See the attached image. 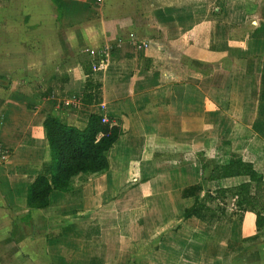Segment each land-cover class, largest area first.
Masks as SVG:
<instances>
[{
	"label": "crops",
	"instance_id": "0c3cea01",
	"mask_svg": "<svg viewBox=\"0 0 264 264\" xmlns=\"http://www.w3.org/2000/svg\"><path fill=\"white\" fill-rule=\"evenodd\" d=\"M253 2L260 8L255 72L241 53L248 26L233 25L231 0H0V151L6 154L0 165V264H162L153 261L150 239L162 243L152 232L163 223L148 217L159 203L153 196L168 200L169 178L181 182L179 195L191 186L184 184L187 165H176L180 158L236 156L264 176V135L255 130L264 70V0ZM141 42L148 49L138 50ZM106 45L111 47L106 69L93 77L102 83L105 115L122 127L108 152L110 169L80 175L67 191L52 194L49 208L30 209L28 188L51 160L43 122L57 117L86 128L95 112L81 102L89 101L84 95L86 67L94 59L89 51ZM96 108L101 112L100 105ZM192 163L195 171L199 164ZM132 181L139 186L127 189ZM144 184L151 185L145 193ZM122 190L128 193L112 201L116 216L90 222L96 202L113 200ZM124 213L134 219L146 215L142 237L149 246L143 253L128 250L132 240L120 219ZM200 230L193 240L208 235L210 249L225 248L212 254L210 264H233L246 252L260 255L264 264V234L243 241L257 234L254 213L247 212L242 223ZM259 242L260 250L250 251ZM199 245L189 248L190 259L180 253L176 264H200ZM240 259L238 264L248 263Z\"/></svg>",
	"mask_w": 264,
	"mask_h": 264
},
{
	"label": "trees",
	"instance_id": "16d2710c",
	"mask_svg": "<svg viewBox=\"0 0 264 264\" xmlns=\"http://www.w3.org/2000/svg\"><path fill=\"white\" fill-rule=\"evenodd\" d=\"M54 1L59 3V0ZM86 72L90 80L85 97L99 105L102 101V83L93 77L92 63L86 67ZM262 84L264 85V70ZM262 116L264 91L261 93L259 104V119L255 124V130L264 135ZM103 119V113H92L84 129L69 126L57 117L45 119L43 127L51 160L44 163L42 173L28 188L27 203L30 209L49 208L52 194L55 191H67L74 178L84 174H100L110 169L108 152L119 141L122 127L111 120L105 123ZM200 165L205 182L234 178L247 180L236 187L217 188L214 191L205 190L201 183L183 188L180 190L181 197L194 200V203L185 209L183 220L196 219L208 226H214L217 223H231L235 217L242 221L244 215L251 212L255 214L257 234L243 241L248 243L258 240L259 235L264 234V176L252 162L236 156L221 159L203 157Z\"/></svg>",
	"mask_w": 264,
	"mask_h": 264
},
{
	"label": "rangeland",
	"instance_id": "374dc122",
	"mask_svg": "<svg viewBox=\"0 0 264 264\" xmlns=\"http://www.w3.org/2000/svg\"><path fill=\"white\" fill-rule=\"evenodd\" d=\"M255 4L253 0H246V2H242L239 0H231V3L228 6L229 11L233 14V21H232L233 25L236 27L238 25V27H240V25H245L247 23V26L249 28V29L248 28L246 29L247 33L244 35V38L246 41L245 42L246 47L242 49L243 51L241 53H243V56L245 57V59H249V62H250V59L252 60L250 63V71L252 72H255L256 70H260V22L255 17L256 13L260 14V8H257ZM205 8L208 11L210 10L209 7L207 6ZM204 11L206 10L204 9ZM205 13L206 15L208 14V12H205ZM205 13L204 14L202 13L203 19H205ZM253 17L255 18L254 20L252 19ZM246 21H249V22H246ZM253 22H257V24L255 23L253 24ZM257 53H258V57L256 56ZM256 59H258L259 65H257L255 61ZM259 77H260V74H259ZM89 78L90 77H88L87 81L85 82L84 95L87 92L86 85H88V81L90 80ZM261 88H262V91H264L263 84H261ZM73 101L76 104L80 103V99H75ZM81 102L83 104L88 103L89 105L88 107H90V109L93 108L95 112L97 111L96 105L93 101L91 100L85 101L84 99H81ZM4 154H5L4 151L1 150L0 151V165L1 163L5 162L4 157L6 154L5 155ZM201 154L182 157L179 159L178 164H176V165H179L180 163H185V166L187 165L189 174L187 173L186 176L188 177L184 178L185 185L201 183L204 186L205 190L214 191L217 188H233L247 180L245 178H234V179H227V180H222L218 182H205L203 180L202 169L200 165V161L205 156L204 155L202 156ZM193 160H196V163L199 164L198 168H194L195 171L193 170L191 166L193 164L192 163ZM199 168H200V171H199ZM168 182H169L168 187L170 189L168 200L166 199H162L161 201L159 199L156 200L157 196H153L154 202H159V203L153 204L155 209L150 213V216L148 217L149 222H150V218H152L153 223H154V220H156V223H163V225H161L160 227L156 229L157 230L156 233L155 231L152 232V235L153 236L155 235V237L157 236V239L162 237V243L160 245L157 243H154L155 239H150L151 236L149 237V239L152 241V244L154 245L152 247V250L154 254L157 256V257H154L153 261H157L158 259V261L161 262L162 264L163 263L164 264H176L178 260V256H181L180 253H184L190 259L189 248L192 246L193 243H197V244H200L199 245L200 247H198V249L204 250L202 251V254L198 261L200 262V264H210L212 261V254L217 253L218 255V253L220 254L221 252L225 251V248H222V246L219 245L221 247L218 246L217 249H214L213 251L212 248L211 249L209 248L208 235H205V236L203 235L199 240L198 238L193 240L194 233L198 230L201 231L200 229L207 231L209 230V228H214L218 224H224L225 226H231V224H233L234 222L238 223L240 221L238 220V218L235 217V219L231 223H217L214 226H208L205 223H202L196 219H191L189 221L183 220L182 215H183L184 208L186 209L190 207L194 203V200L186 199L185 202L184 200H181V199L179 200L178 198L180 197V195L179 193L176 192L177 191L176 188L181 187L182 185L181 182L179 181V183H176L175 178H169ZM130 184H133V185H130ZM129 185L130 186H128V188L126 187L127 189H134L139 186V183L132 181L131 183H129ZM149 185L150 184H144L143 186H140L141 190L144 191L145 193V190L146 191L149 190L151 186ZM127 193H128V190H122L120 191L119 194H115V197L113 198V200H109L110 198H108L107 201L103 202V204H102V201L100 204L96 202L95 204L96 207L94 208L93 211H91L92 214H90L89 216L90 222H97V216H100V215L102 217L105 216V221L107 219L112 220L113 216H116V213L113 209L114 205L112 201L118 198V196H123V195L125 196ZM110 203H111V206L109 207L108 205ZM103 207H104V210H103ZM145 216H143V213H140L138 216L135 217L136 219H134V217L130 214H127V213L120 214V219L126 225L123 228H126L129 230L130 232L129 238L132 240V243L127 242L128 250L130 246L131 249H134L137 252L140 251L141 253H143L144 251H146L145 249L148 248L149 245H145V239L142 237L144 233L143 220L146 219ZM249 226L251 227V222L249 219H247L246 228H248ZM222 229L224 231L223 227ZM219 230H221V228ZM235 230L237 231L238 228H235ZM113 236L114 235L112 234V230L110 229L108 238L112 239ZM111 244H114V243H111ZM237 244L239 245V242H237ZM262 245H263V242H262ZM233 247H235V243H233ZM250 248H252V250L250 251L260 250V242H259L258 247L252 246ZM261 248L263 247L261 246ZM154 250L158 253H162L163 257H160L159 255H157ZM191 250H192V247H191ZM242 257H244V259H246L248 263H251V264L260 263V255L250 257L249 254L246 252L242 255ZM242 257L233 258V264H238L237 263L238 260H241L240 258ZM244 259H242V261H244Z\"/></svg>",
	"mask_w": 264,
	"mask_h": 264
},
{
	"label": "built area",
	"instance_id": "2783aa9c",
	"mask_svg": "<svg viewBox=\"0 0 264 264\" xmlns=\"http://www.w3.org/2000/svg\"><path fill=\"white\" fill-rule=\"evenodd\" d=\"M98 1L102 2V0H98ZM148 46L149 44L146 42H141V43L136 44V48L138 50H144L148 48ZM89 53L94 58L92 62L93 75L103 72L106 69L107 62L109 60V56L111 53V47L106 45V46H103L101 50L92 49L89 51ZM99 105H100L101 112L104 115L103 122L105 123L109 122V118L105 115V112L107 109L106 104L101 102V104Z\"/></svg>",
	"mask_w": 264,
	"mask_h": 264
}]
</instances>
